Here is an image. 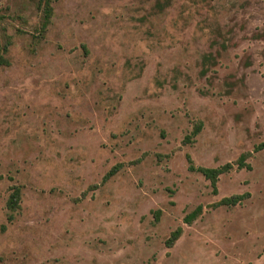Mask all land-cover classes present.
Returning <instances> with one entry per match:
<instances>
[{"label":"rangeland","instance_id":"1","mask_svg":"<svg viewBox=\"0 0 264 264\" xmlns=\"http://www.w3.org/2000/svg\"><path fill=\"white\" fill-rule=\"evenodd\" d=\"M52 6L0 0V264H264V0Z\"/></svg>","mask_w":264,"mask_h":264},{"label":"trees","instance_id":"2","mask_svg":"<svg viewBox=\"0 0 264 264\" xmlns=\"http://www.w3.org/2000/svg\"><path fill=\"white\" fill-rule=\"evenodd\" d=\"M52 2L53 0H40V4L42 5L44 11V16H43L44 21L42 28H46L49 22L51 21V17L53 13ZM1 60L3 59H1L0 56V63H3ZM201 129H202V122H199L198 124L195 125L191 135L188 136L187 139L191 140L193 136H196L200 133ZM255 149L256 150L264 149V142H261L258 145H256ZM250 155L251 152H244L235 161H230L217 167L196 166L193 163V160L189 156L190 169L200 171L207 179L211 181V184L214 187V191H217V184L220 176L223 173H227L234 168L237 169L252 168L251 163L248 161ZM114 173L115 172H113V170L109 171L104 179L107 180ZM250 195H251L250 192L234 194L232 196L224 197L222 200H220L218 203H215L214 205H219V204H226L229 206L237 205L239 203H242ZM20 200H21V187L14 186L8 199V207L12 210L17 209L19 207ZM202 211H203V206L202 205L197 206L195 210H193L191 213L185 216V221L188 223H192L195 219H197V217L202 213ZM181 233H182V228L178 227L176 230L172 232L171 237L169 238L167 243L168 244L174 243L181 235Z\"/></svg>","mask_w":264,"mask_h":264}]
</instances>
